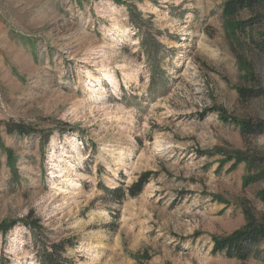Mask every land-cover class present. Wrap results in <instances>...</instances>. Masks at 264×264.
<instances>
[{"label": "rangeland", "instance_id": "obj_1", "mask_svg": "<svg viewBox=\"0 0 264 264\" xmlns=\"http://www.w3.org/2000/svg\"><path fill=\"white\" fill-rule=\"evenodd\" d=\"M226 3L0 0V264H264L212 252L264 222V3Z\"/></svg>", "mask_w": 264, "mask_h": 264}, {"label": "trees", "instance_id": "obj_2", "mask_svg": "<svg viewBox=\"0 0 264 264\" xmlns=\"http://www.w3.org/2000/svg\"><path fill=\"white\" fill-rule=\"evenodd\" d=\"M264 0H227V3L224 8L225 16H234L237 12L241 10H253L258 5L263 4ZM233 28H244L246 23H233ZM239 96L241 99H254L258 97H264L263 90L255 89H239ZM223 120L227 121L225 116H222ZM241 128V133L243 136L250 135H264V121L253 122L250 120H244L238 123ZM10 134L17 133L19 135H29L26 127H21L19 125L9 128ZM230 159L235 160L234 164L231 167V170H235L241 163H249V158L246 157L242 152H235L233 156L229 157ZM264 173H259L253 177L245 179L244 186L248 187L251 184H254L260 181L264 176ZM148 183V178L146 175H143L139 181L133 184L130 189V196L137 197L142 193V190ZM259 201L264 203V189L261 190L257 195ZM247 224L239 229L234 231L232 234L226 237H213L214 247L213 254H224L229 259H238L240 261H246L249 259L252 249L258 245L264 243V222H258L251 217L250 213H247ZM27 226H30L27 222ZM14 225L4 224L1 226V230L4 233H8ZM55 250L56 253L59 249V245H53L51 247ZM47 258L50 261L54 262L56 258L55 255L49 253ZM54 264V263H53Z\"/></svg>", "mask_w": 264, "mask_h": 264}, {"label": "bare ground", "instance_id": "obj_3", "mask_svg": "<svg viewBox=\"0 0 264 264\" xmlns=\"http://www.w3.org/2000/svg\"><path fill=\"white\" fill-rule=\"evenodd\" d=\"M104 77H105L107 80H109V81H113V80H114V77H113L111 74H109V73H106V74L104 75ZM93 84H94V83H93ZM71 183H72V186H71V187L79 186V183H77V181H72Z\"/></svg>", "mask_w": 264, "mask_h": 264}]
</instances>
